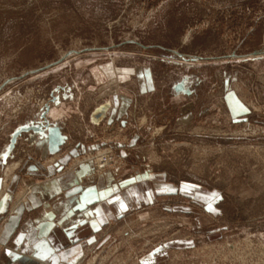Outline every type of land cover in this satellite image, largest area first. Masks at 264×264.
<instances>
[{
	"label": "rangeland",
	"instance_id": "obj_1",
	"mask_svg": "<svg viewBox=\"0 0 264 264\" xmlns=\"http://www.w3.org/2000/svg\"><path fill=\"white\" fill-rule=\"evenodd\" d=\"M263 49L264 0H0V86L65 57L0 88V264H24L5 237L33 190L6 198L8 177L51 135L92 140L70 162L109 171L117 195L146 192L71 264H264ZM49 214L25 208L19 230Z\"/></svg>",
	"mask_w": 264,
	"mask_h": 264
},
{
	"label": "crops",
	"instance_id": "obj_2",
	"mask_svg": "<svg viewBox=\"0 0 264 264\" xmlns=\"http://www.w3.org/2000/svg\"><path fill=\"white\" fill-rule=\"evenodd\" d=\"M108 121L111 123L110 120ZM30 146L32 147L29 153L16 162L8 177L6 188L9 192L6 198L15 197L14 193L21 189L22 181H27L29 186H33V190L29 192L26 207L22 204L18 206L17 216L9 224L5 239L15 236L18 251L13 250L12 255L24 264H42L43 262L71 264L82 258L81 241L93 236L103 220L114 214L125 213L134 202L132 191L139 190L140 195H143L144 186L138 184L133 188L125 186L126 189L117 195L112 184L114 180L109 171L94 173L92 170L94 164L85 159L71 163L70 160L75 153L96 146L92 144V140L76 143L74 147L71 143L65 144L57 139L53 140L51 135L50 141H44L39 151L37 144L30 143ZM64 167L66 173L56 177L53 184L50 183L48 193L41 191L37 194L41 186V181L38 180L50 175L54 176ZM80 168L82 173L79 174L77 171ZM73 177L79 178L76 180L81 183L72 185L70 182ZM131 181L132 179L123 180L120 185L124 186ZM154 192L158 193V190L152 189L150 193L154 194ZM52 198L59 199L63 207L54 208ZM38 204L45 205L47 212H50L49 215H52L45 217L38 224L29 222L27 229L19 230L22 227L20 218L25 208H34Z\"/></svg>",
	"mask_w": 264,
	"mask_h": 264
},
{
	"label": "water",
	"instance_id": "obj_3",
	"mask_svg": "<svg viewBox=\"0 0 264 264\" xmlns=\"http://www.w3.org/2000/svg\"><path fill=\"white\" fill-rule=\"evenodd\" d=\"M71 52H72V51H70L69 54H70ZM73 52L78 53V52H80V51H73ZM176 52H177L179 55H181L178 51H176ZM255 53H256V54H264V49L261 50V51H257V52H255ZM64 58H65V57H62L60 60H58V61H56V62H54V63L48 64V65H46V66H44V67H42V68H39V69H36V70H32V71H28V72H26L25 74H23V75H21V76L9 78L8 80H6V81L0 86V88H2L3 85L6 84V83L9 82V81H12V80H15V79H18V78H22V77H24L25 75H28L29 73H34V72H37V71H40V70L46 69V68H48V67H51V66H53V65H55V64H57V63H59L60 61H62ZM183 59H184V60H187V61H189V60H190V61H198L199 59H202V57H199V56H192V57H190V58H187V57L183 56Z\"/></svg>",
	"mask_w": 264,
	"mask_h": 264
},
{
	"label": "built area",
	"instance_id": "obj_4",
	"mask_svg": "<svg viewBox=\"0 0 264 264\" xmlns=\"http://www.w3.org/2000/svg\"><path fill=\"white\" fill-rule=\"evenodd\" d=\"M98 159H99V168H107L115 163V156L109 152L100 154Z\"/></svg>",
	"mask_w": 264,
	"mask_h": 264
},
{
	"label": "bare ground",
	"instance_id": "obj_5",
	"mask_svg": "<svg viewBox=\"0 0 264 264\" xmlns=\"http://www.w3.org/2000/svg\"><path fill=\"white\" fill-rule=\"evenodd\" d=\"M86 170H87V169H86ZM77 172H78V171H77ZM78 173H79V174H80V173H82V170H79V172H78ZM75 180H76V179H75Z\"/></svg>",
	"mask_w": 264,
	"mask_h": 264
}]
</instances>
